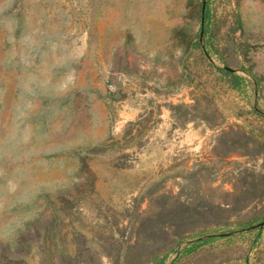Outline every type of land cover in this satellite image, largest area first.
I'll return each mask as SVG.
<instances>
[{
  "label": "rangeland",
  "instance_id": "374dc122",
  "mask_svg": "<svg viewBox=\"0 0 264 264\" xmlns=\"http://www.w3.org/2000/svg\"><path fill=\"white\" fill-rule=\"evenodd\" d=\"M0 264H264V0H0Z\"/></svg>",
  "mask_w": 264,
  "mask_h": 264
},
{
  "label": "trees",
  "instance_id": "16d2710c",
  "mask_svg": "<svg viewBox=\"0 0 264 264\" xmlns=\"http://www.w3.org/2000/svg\"><path fill=\"white\" fill-rule=\"evenodd\" d=\"M206 27H205V31L204 32H206ZM224 73H226V74H229V75H231L232 77H237L234 73H232L231 71H224Z\"/></svg>",
  "mask_w": 264,
  "mask_h": 264
}]
</instances>
